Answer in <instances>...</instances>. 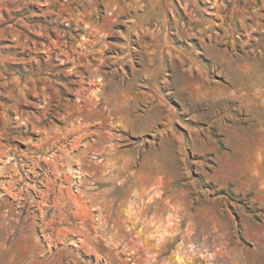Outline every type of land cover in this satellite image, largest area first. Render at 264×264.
<instances>
[{"label": "rangeland", "instance_id": "1", "mask_svg": "<svg viewBox=\"0 0 264 264\" xmlns=\"http://www.w3.org/2000/svg\"><path fill=\"white\" fill-rule=\"evenodd\" d=\"M0 264H264V0H0Z\"/></svg>", "mask_w": 264, "mask_h": 264}]
</instances>
